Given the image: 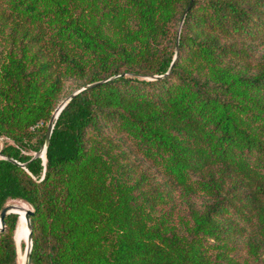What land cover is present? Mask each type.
<instances>
[{"label":"trees","instance_id":"obj_1","mask_svg":"<svg viewBox=\"0 0 264 264\" xmlns=\"http://www.w3.org/2000/svg\"><path fill=\"white\" fill-rule=\"evenodd\" d=\"M0 151L32 264H264V0H0Z\"/></svg>","mask_w":264,"mask_h":264},{"label":"water","instance_id":"obj_2","mask_svg":"<svg viewBox=\"0 0 264 264\" xmlns=\"http://www.w3.org/2000/svg\"><path fill=\"white\" fill-rule=\"evenodd\" d=\"M190 5H191V3H190ZM190 5L188 6V8L184 12V15L182 17V21L180 23V26H182V24H183V21L185 19L186 14L188 13V9H189ZM178 39H179V36H178ZM178 39H177V44H176L177 50L179 48V40ZM92 85L93 84H90V85H87L86 87H90ZM80 90H82V89H80ZM76 93L77 92H75L74 94H76ZM66 103H67V100H64L56 108V110L54 111V113L52 115V118H51V120L48 123V131H47V134H46V139H45L44 145L35 154V156L41 157V158H43L42 154L43 153L45 154V158H43L44 164H46V161H47L46 153H47V149H48L49 139H50V136L52 134V131H53V128H54V125H55V121H56L57 117L59 116L60 112L62 111L63 107L66 105ZM1 157H3V155H2V153L0 151V158ZM13 161L15 163L20 164V165H23L22 163L18 162L17 160H13ZM17 206H19V205L18 204H6L5 207L2 209V211L0 213V231L4 230V228L6 226V216L8 214L15 213V214L18 215V213L13 210V208L17 207ZM33 212H34V210H33L32 207L31 208H26V210H25V217H26V220H27V226H28V230H29L28 236H27V241L25 242L26 243V250H25L26 261H25V264H32L31 253H32V246H33V237H32L31 216H32ZM15 243H16V247H17V262H18V247L19 246H18V243H17L16 239H15Z\"/></svg>","mask_w":264,"mask_h":264},{"label":"bare ground","instance_id":"obj_3","mask_svg":"<svg viewBox=\"0 0 264 264\" xmlns=\"http://www.w3.org/2000/svg\"><path fill=\"white\" fill-rule=\"evenodd\" d=\"M43 158H45V154H42ZM13 204H18L19 206L14 207L13 210L18 213V223L16 226L15 230V239L18 243L19 246L22 245V242L24 240H27L28 236V226H27V220L25 217V210L28 208L26 204L22 201L21 203H13ZM21 258V263L25 264L26 261V254L24 252L21 253L20 255Z\"/></svg>","mask_w":264,"mask_h":264},{"label":"rangeland","instance_id":"obj_4","mask_svg":"<svg viewBox=\"0 0 264 264\" xmlns=\"http://www.w3.org/2000/svg\"><path fill=\"white\" fill-rule=\"evenodd\" d=\"M64 100H62L61 102H60V104L63 102ZM59 104V105H60ZM32 154H36V152H31ZM23 200H21V199H9L8 201H7V204H13V203H21ZM25 204L27 203V202H25V201H23ZM26 206L28 207V208H31L32 206L30 205V204H26ZM27 240H24L23 242H22V245L21 246H19L18 247V264H21V258H20V255H21V253L22 252H24L25 253V250H26V242ZM26 254V253H25Z\"/></svg>","mask_w":264,"mask_h":264}]
</instances>
